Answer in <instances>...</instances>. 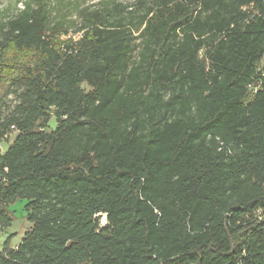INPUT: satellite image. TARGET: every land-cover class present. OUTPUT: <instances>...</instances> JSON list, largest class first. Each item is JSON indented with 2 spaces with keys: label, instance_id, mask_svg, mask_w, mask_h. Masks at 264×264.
Returning <instances> with one entry per match:
<instances>
[{
  "label": "trees",
  "instance_id": "1",
  "mask_svg": "<svg viewBox=\"0 0 264 264\" xmlns=\"http://www.w3.org/2000/svg\"><path fill=\"white\" fill-rule=\"evenodd\" d=\"M1 65L0 264H264V0H25Z\"/></svg>",
  "mask_w": 264,
  "mask_h": 264
},
{
  "label": "rangeland",
  "instance_id": "2",
  "mask_svg": "<svg viewBox=\"0 0 264 264\" xmlns=\"http://www.w3.org/2000/svg\"><path fill=\"white\" fill-rule=\"evenodd\" d=\"M25 0H0V21H6L10 16L14 15L17 9L23 7V2ZM52 5H55L58 0H49ZM76 2L78 5L87 6L94 5L99 0H70ZM135 0H108L110 4L120 3L123 5H132ZM132 7V6H131ZM74 14V12H73ZM72 19H76V15L71 16ZM73 37H76L73 33ZM14 51H11V56L16 58L19 57ZM13 66H0V79L3 80L8 73H11ZM3 81H1L2 83ZM17 101L15 93L9 92L6 89H0V117L5 118L11 111L13 105ZM53 127L55 122L52 119L50 122ZM16 135L15 131H12L8 136L7 140L0 141V153L4 152L7 146L12 142L14 136ZM25 200H18L15 203L9 205V212L13 217L11 226L5 229H0V251L5 241L8 238L11 239L13 246H16L24 234L30 229V222L27 220V215L24 210Z\"/></svg>",
  "mask_w": 264,
  "mask_h": 264
}]
</instances>
